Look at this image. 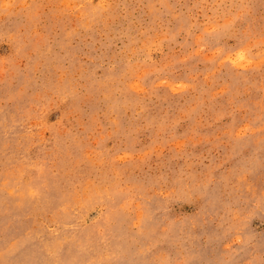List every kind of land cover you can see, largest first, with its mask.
I'll return each instance as SVG.
<instances>
[{
	"label": "rangeland",
	"instance_id": "1",
	"mask_svg": "<svg viewBox=\"0 0 264 264\" xmlns=\"http://www.w3.org/2000/svg\"><path fill=\"white\" fill-rule=\"evenodd\" d=\"M0 264H264V0H0Z\"/></svg>",
	"mask_w": 264,
	"mask_h": 264
}]
</instances>
